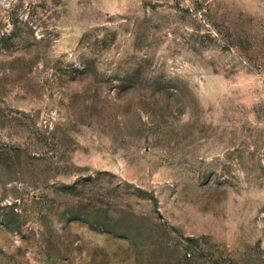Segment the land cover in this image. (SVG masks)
Returning a JSON list of instances; mask_svg holds the SVG:
<instances>
[{
  "label": "rangeland",
  "instance_id": "obj_1",
  "mask_svg": "<svg viewBox=\"0 0 264 264\" xmlns=\"http://www.w3.org/2000/svg\"><path fill=\"white\" fill-rule=\"evenodd\" d=\"M0 264H264V0H0Z\"/></svg>",
  "mask_w": 264,
  "mask_h": 264
}]
</instances>
